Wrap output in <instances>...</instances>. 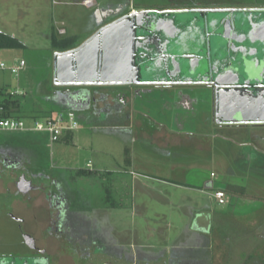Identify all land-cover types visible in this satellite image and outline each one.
Here are the masks:
<instances>
[{
    "label": "flooded vegetation",
    "instance_id": "obj_1",
    "mask_svg": "<svg viewBox=\"0 0 264 264\" xmlns=\"http://www.w3.org/2000/svg\"><path fill=\"white\" fill-rule=\"evenodd\" d=\"M125 5L116 0L111 11L122 10ZM128 5L124 14L104 25L140 14V25L133 28L134 64L139 72L158 68L161 73L155 72L151 78L140 76L141 85L61 86L57 84L59 80H54L53 70L45 69V77L35 85V94L41 93V97L37 95L39 102L58 110L54 115L73 114L78 130L85 126L90 135L109 134L105 140L120 147L124 158L119 161L123 164L110 165L106 160L96 165L90 161L85 167L74 168V160L65 148L56 152L60 156L57 158L54 146L49 148L1 134L0 264H207L206 257L192 259L187 245L192 238L188 230L194 227V221L185 215L194 212L198 216L201 204L188 195L179 198L174 205L185 211L183 232L172 240L170 248L151 246L144 238L143 218L135 215V221L125 224L128 218L114 214L120 211L127 217L131 215L127 204L128 182L113 180V175L122 173L120 167H129L136 160L141 166L151 163L159 169L183 168L186 173L193 163L198 164L207 156L206 149L212 144L207 134L242 126L222 124L223 119L215 117L213 130L207 125L204 100L214 80L209 77V70L204 71L200 65L206 64L205 61L208 66L212 64L211 52L232 49L233 40L224 37L226 33L229 37L235 35L232 18L239 14L238 10L264 8V0H130ZM49 31L50 42L42 38L37 43L30 41L29 45L43 44L42 53L52 54L56 50H73L88 39L74 43L73 47L65 46L63 41L68 40L69 31L52 27ZM247 31L251 33V29ZM250 44L253 46L252 41ZM192 66H196V74L176 72L189 71ZM226 71L224 76L228 80L232 74ZM140 93L149 97L148 100L136 98ZM170 98L175 102L168 104ZM140 108L146 115L137 112ZM160 109L165 113L168 110L169 116H162ZM132 115L133 126L126 120ZM136 120L146 121V126L136 127ZM163 121L170 124V131L161 124ZM65 133L57 143L65 140L64 145L68 146ZM216 141L217 136L213 145ZM135 152L141 155L136 157ZM187 179L176 178L169 184L190 189ZM135 182L143 193L158 194L141 181L135 179ZM226 186L230 188L231 184ZM203 187L213 197L219 191L212 180H206ZM132 209H136L134 203ZM148 228V231L153 229L151 225ZM154 232L159 233L156 237L162 242L167 241L162 228Z\"/></svg>",
    "mask_w": 264,
    "mask_h": 264
},
{
    "label": "crops",
    "instance_id": "obj_2",
    "mask_svg": "<svg viewBox=\"0 0 264 264\" xmlns=\"http://www.w3.org/2000/svg\"><path fill=\"white\" fill-rule=\"evenodd\" d=\"M87 1H93L94 5L89 6V4L86 3ZM1 2L2 1L0 0V7ZM115 3L116 0H58L51 5L53 10L51 13L53 25L50 27H52V29H57L58 27L56 26V23L67 24L66 22L68 19L75 20L76 18H74V16L76 12L78 16V8L83 9L84 12L88 14V18L86 20V30L79 33L74 26L69 24V28L67 29V31L70 32L68 34V40L63 41L65 46L70 45L71 47L72 45L73 47L74 43H81L94 33L97 27V20L94 15L95 11L97 9H109L114 7L113 5H115ZM27 6L28 5L26 4H22L20 7L26 8ZM37 7L41 11L40 14L42 13V18H47L49 13L48 9L50 8L47 0H39ZM6 14H9V11H6ZM22 14H24V12H22ZM0 17L4 18L1 14ZM2 18H0V33L7 34L14 38L16 37V39L26 45L22 49H6L10 51L8 53L10 56L13 55V57H8L10 60H6L8 64L12 65L18 60L26 61V67L20 72L21 75L19 74V76H14V78H12L13 76H10V78H12V81H18L17 78H21V76H27L29 78L32 71H36L38 68L37 64H35V67L30 64L32 55L38 56L39 53L43 54L42 50H44L45 47L42 46L43 44L40 46L37 44V46L41 49L34 50V52L29 48L30 41L31 43H37L40 39L30 40L28 37L29 40H26L24 34L22 36L18 35L21 33H17L18 30L16 26L12 25L20 23V17L19 19L14 18L11 20H5ZM42 18H37V20L41 21ZM8 24L14 27V30L4 28ZM43 38L46 43L51 40L49 34H43ZM23 49L26 51H23ZM29 49L33 54L27 53ZM4 50L0 49L2 60V52ZM53 58L54 52L52 54L44 53L41 55L38 61H40V65L43 70L46 69L49 72L53 70ZM0 72L10 74L9 71L0 70ZM0 90L20 92V94L22 93L19 85L16 89H12L9 86L4 85L0 87ZM136 98L143 101V98L148 99L149 97L142 95L141 97L138 96ZM172 98H176V96H173ZM172 98L168 99V104L175 102ZM57 111L58 110L44 107L42 112L45 113L44 117L48 115V118L53 116ZM139 111H137L139 114L142 113L143 115H146L147 113L142 108H140ZM159 111H161L160 114H162V116H165V114L168 115V110L166 113L162 109ZM13 115L25 119L28 123H30L32 119H38L39 117L37 114L17 116L15 110L13 111ZM149 116L150 118H154L153 115L149 114ZM204 119L207 125H209L213 130L212 125L214 122V115H212L211 118L206 112ZM126 120L128 121V124L133 126L135 117L132 115ZM170 120L171 119H169L168 122ZM136 121V127L144 128L146 126V121ZM168 122L163 121L161 124L165 127V129L170 131L171 127ZM152 124L150 123V125ZM150 125L147 124V126ZM77 130L71 133L69 132V134L65 133V136H68L66 137L68 143L70 142V144H72L74 142ZM36 134L49 137L47 133L29 130L18 133L0 131V135L2 137L11 136L21 140L35 142L39 145H46L35 136ZM207 136L209 141L212 143L206 149L208 153L207 156L202 158L200 163H193L190 168L195 165H212L213 170H211L210 177L202 174V177L195 178V182H193V178H190L192 186H189L190 189L187 188L186 190H183L186 192L187 190L198 189L196 187H200L206 180L211 179L214 183H218V185L223 184L222 187H218L219 191L225 192L226 197L225 202L221 204L211 193L209 198H202L201 201L199 199H194L195 197L189 196L194 202L201 204L202 207L198 216H195L194 212L192 215H185L186 218L189 217L191 218V221H194V227L188 230V232L192 235L190 242L187 244L188 248H190V256L192 259H196L200 256L206 257L207 264H264V125L240 126L228 131H218L211 136L207 134ZM216 136L217 144L213 145L212 141ZM225 142H231L229 150H226L223 147ZM63 144L67 143L64 142ZM217 151H219V153L215 157L211 155L213 152ZM212 174H215L214 178V175L212 176ZM198 178L203 179L204 181L201 184L196 183ZM216 178L217 181L215 180ZM194 183L200 185H194ZM227 183L231 184L230 188L226 186ZM184 221L186 220L184 219ZM166 229L164 230V233L168 238ZM200 239H202L203 244L201 241L199 242ZM199 247H201L200 250H198ZM203 248L205 250H203Z\"/></svg>",
    "mask_w": 264,
    "mask_h": 264
},
{
    "label": "water",
    "instance_id": "obj_3",
    "mask_svg": "<svg viewBox=\"0 0 264 264\" xmlns=\"http://www.w3.org/2000/svg\"><path fill=\"white\" fill-rule=\"evenodd\" d=\"M119 1L126 3L122 10L95 11L97 27L84 43L73 50L54 53L53 72L54 80L60 81L58 85H141L138 81L143 72H139L134 64L133 46V28L140 25V14L121 17L104 25L127 11L130 0ZM238 13L232 18L235 35L229 37L226 33L224 36L233 40L232 49L211 52L209 58L210 64L214 65L208 66V74L214 82H210L213 88L209 90L206 112L211 118L212 115L222 118V124L264 125V8L242 9ZM246 28L251 29V33ZM226 70L232 74L228 80L224 76ZM158 71L154 68L145 74L150 76ZM176 72L190 76L198 70L192 66L189 71Z\"/></svg>",
    "mask_w": 264,
    "mask_h": 264
},
{
    "label": "rangeland",
    "instance_id": "obj_4",
    "mask_svg": "<svg viewBox=\"0 0 264 264\" xmlns=\"http://www.w3.org/2000/svg\"><path fill=\"white\" fill-rule=\"evenodd\" d=\"M1 1L2 2L0 7V14L3 15L4 18L2 17L0 18L5 20H11L14 18L19 19V17L21 18L20 23L12 25V26H16L18 30L17 33H21L18 35L22 36L24 34L26 40H29V38L31 40L38 38L42 39L43 34H49L50 32L49 28L50 26L53 25V20L51 16L53 10L51 8V5L58 0H47L48 5L50 6V8L48 9L49 13L47 18H42V13L40 14L41 11L37 7L39 0H1ZM90 3L91 4H89V6L94 4L93 1H90ZM19 4L20 6H22V4L24 5L26 4L28 6L26 8L25 7L21 8ZM6 11H9V14H6ZM77 11H78V16L76 12L74 16V18H76L75 20L68 19V21L66 22L67 24L56 23V26L58 27V31L59 30L67 31V29L69 28V24L74 26L79 33L81 31L86 30L87 28L86 20L88 18L87 17L88 14L84 12V10L81 8H78ZM22 12H24V14H22ZM37 18H42V20L38 21ZM12 26L8 24L4 28H8V30H14V27ZM29 48L32 51L41 49L39 46L33 44L29 45ZM30 49L27 52L29 54L32 53ZM23 51L26 50L23 49ZM9 52H10L9 50H4L2 52L3 60L5 61L10 60L8 59V57H13V55L10 56V54H8ZM41 55L43 54L39 53L38 56L32 55V60H30V64L34 67L36 66L35 64H37L38 68L36 69V71H32V73L29 75V78L27 76L26 77L21 76V78H17L18 81H12L11 79L14 78V76L11 73L5 74L3 72H0V87L7 85L12 89H16L19 85V87L21 88L22 94L19 96L18 99L16 98V103H15V113L17 116L18 115L27 116V115L37 114L39 116L38 119L41 120H44V118H47L48 116L47 115L46 117H44L45 113L42 111L45 106L39 102L38 100L39 98L37 97V95L41 97V93H38L37 95L35 94L36 91L35 85L40 79H43L46 75V73L44 72V70L40 65V61H38ZM205 62L206 64L200 66L204 71H207L208 62L207 61ZM10 76L13 77L10 78ZM145 76H146L145 71H143L142 77L145 78ZM151 76L152 75H150L149 77L151 78ZM142 94L143 93H140L138 96ZM164 95L167 96L168 94H164ZM208 99H209V94L206 95L204 101L208 102ZM202 126L205 127L206 126L205 123H202ZM35 136L38 139H40L43 143L48 145L49 148L50 146L51 147L54 146L55 151H53V153L57 158L60 156L58 155L59 153L56 152H58L59 150H63V148H65L68 152V156H70V159L74 160L73 161L74 168L85 167L90 161L92 163H95L96 165L106 163L107 162L106 160H109L110 165L116 166L117 164H123L122 162L119 161L121 157L124 158L123 152H121L120 147H118L116 143L110 140H105V138H107L109 134H106L104 132H98V134L92 132V134L90 135L88 129H86L85 126H83L82 128H80V130L76 132L74 142L72 144H70L69 142L70 145L68 146L62 143H56L52 145L49 137L47 136L45 137L44 135H40V134L38 135L36 134ZM62 142L64 143L65 140ZM230 146H231V142H225V145L223 147L226 150H229ZM218 153L219 151L213 152L211 155L215 157ZM139 155L141 154L135 152L136 157H139ZM150 156L157 157L156 154H150ZM195 159L198 161L197 158ZM155 166H156L155 164H151V163L145 166H141V163L136 160V162L133 165H130L129 167H120V169L123 170L122 173H115L113 175L114 176L113 180L121 179L123 181L128 182L129 193L127 198V204L129 206V212L131 215L127 217L124 214L125 212H120V211L115 212L114 214H116L118 217L123 219L128 218L125 224H131L132 221H135L136 219L135 215H137L140 218H143L142 221L144 222V224L141 221L139 222L143 224L145 241L148 244H151V246H156V247L166 246L167 248L169 247L170 244H172L171 240H174L177 236H179L183 232V228H184L185 211L180 210L178 208L176 209L174 205L175 202H177L181 197L182 199H184V195L195 197L194 199H199L200 201L202 200V198L207 199L210 197V192L208 191V189L201 187L204 186V183H202L204 181L203 179L198 178L196 183H200V184L202 183L200 187H196L198 189L187 190L186 192H184L183 188H180L178 186H173L169 183L173 179L177 178L178 180V178H180L182 180L183 177H187L188 178L187 181L189 182L188 186H192L190 182V178H193L194 179L193 182H195V178L202 177V174L208 175L210 177V173L211 170H213V167L212 165H208V164L205 166L195 165L194 167L187 168L188 171L185 173L186 169L183 168L173 171L171 169H159ZM135 179L137 181H141V183L145 184L149 188L157 191L158 194L152 195L149 193H143L141 189L138 186H136L137 182H135ZM160 180L166 183L160 182ZM215 180L217 181V178ZM196 183H194V185H200ZM218 186L222 187L223 184H220ZM82 191L83 193H85L84 189H82ZM133 203L135 204V208H136L134 210L132 209ZM148 225H151L153 229H150V231H148L149 230ZM159 227L160 229L162 228V230H165L167 227L166 230H167L168 238L166 242H162L160 239L156 237V235L159 236V233L154 231L157 230Z\"/></svg>",
    "mask_w": 264,
    "mask_h": 264
},
{
    "label": "built area",
    "instance_id": "obj_5",
    "mask_svg": "<svg viewBox=\"0 0 264 264\" xmlns=\"http://www.w3.org/2000/svg\"><path fill=\"white\" fill-rule=\"evenodd\" d=\"M91 4L90 1L86 2ZM26 67L25 60H18L14 64H8L6 61L1 59L0 52V70L9 71L13 76H19L20 72ZM22 94V93H21ZM20 92L15 91H2L0 93V131L9 133H18L24 131H35L43 132L49 135V139L52 143H57L65 132L74 131L78 128V124L73 115L66 116L65 114H56L41 119H32L28 123L25 119L16 116L5 118L3 115L6 112V99L11 98L15 100ZM215 197L220 201L224 202L225 194L223 191H218Z\"/></svg>",
    "mask_w": 264,
    "mask_h": 264
},
{
    "label": "trees",
    "instance_id": "obj_6",
    "mask_svg": "<svg viewBox=\"0 0 264 264\" xmlns=\"http://www.w3.org/2000/svg\"><path fill=\"white\" fill-rule=\"evenodd\" d=\"M24 47L23 43H21L18 39L13 38L7 34L4 33H0V49L2 50H6V49H22ZM0 93H2V91L0 90ZM15 103L16 101L11 99V98H7L6 99V112L4 113V117H11L13 116V111L15 110ZM70 138V136H69Z\"/></svg>",
    "mask_w": 264,
    "mask_h": 264
}]
</instances>
